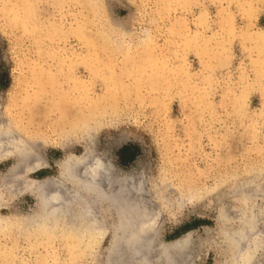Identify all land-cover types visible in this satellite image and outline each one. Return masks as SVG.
I'll return each mask as SVG.
<instances>
[{
    "label": "rangeland",
    "instance_id": "rangeland-1",
    "mask_svg": "<svg viewBox=\"0 0 264 264\" xmlns=\"http://www.w3.org/2000/svg\"><path fill=\"white\" fill-rule=\"evenodd\" d=\"M0 133L26 151L0 158V264L102 263L107 234L22 232L61 225L31 194L78 156L137 184L182 264H264V0H0Z\"/></svg>",
    "mask_w": 264,
    "mask_h": 264
},
{
    "label": "bare ground",
    "instance_id": "bare-ground-1",
    "mask_svg": "<svg viewBox=\"0 0 264 264\" xmlns=\"http://www.w3.org/2000/svg\"><path fill=\"white\" fill-rule=\"evenodd\" d=\"M87 124L88 122L82 120L77 125L81 128L80 133L88 127ZM5 134L0 133V158L10 157L15 152L21 157L24 156L26 151H23L22 148L18 147L19 149L13 150L17 145L12 144V147L8 149L5 148V145H2L1 142ZM65 143H60L59 148H64L67 144ZM78 157L73 162L67 161L63 162V164H58L65 180L66 177L69 180L68 183L66 181L61 182L57 177L35 180L34 193L31 194L38 202L41 212L50 217L51 221H61L63 226H61L62 223H59L61 225L58 227H56L57 225L23 227L22 232L25 235H35L36 237L33 240H36L38 245H43L44 247L45 242L50 237H57L59 233L61 236L71 233L75 234L78 236L79 241H85L89 244L91 242L98 244L100 238L102 239L103 235L107 234L109 236V244L102 256L101 264H158V260L163 262V264H182V261L188 259V252L191 253V250L185 251V238L182 237L169 243L155 241V233L152 232L154 215L151 211L153 210L146 203V198L143 199L142 194L137 192L139 187L136 183L133 184V181H128L125 178L121 180L113 176L107 178L106 175L108 176L109 174L108 168H111L112 164L111 166L107 165L109 166L108 168L104 166L101 169L98 160L88 161ZM39 159H37L36 164L33 165L32 163V167L35 169L43 167V163L41 164L39 162L41 159ZM72 169L73 172L76 170L74 174L70 172ZM109 170L112 171V169ZM45 185H51L52 192L43 193L42 188ZM138 219L140 221L138 223L139 226L136 224ZM70 222L72 223L69 224ZM73 223L80 225L77 227L72 225ZM100 226L104 228L101 229ZM230 235L227 236L229 241L234 238V236L231 237ZM154 251L158 253V260L157 258L154 259ZM245 258H247L246 254L241 257L239 264H244Z\"/></svg>",
    "mask_w": 264,
    "mask_h": 264
},
{
    "label": "trees",
    "instance_id": "trees-1",
    "mask_svg": "<svg viewBox=\"0 0 264 264\" xmlns=\"http://www.w3.org/2000/svg\"><path fill=\"white\" fill-rule=\"evenodd\" d=\"M132 150V147L130 146H123L122 149L120 150V155L122 156L123 154H127L128 152H130ZM134 157V152L132 151V153L130 154V158Z\"/></svg>",
    "mask_w": 264,
    "mask_h": 264
}]
</instances>
